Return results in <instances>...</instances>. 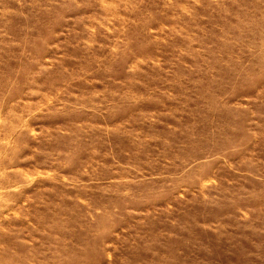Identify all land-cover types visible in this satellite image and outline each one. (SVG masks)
Wrapping results in <instances>:
<instances>
[{
  "label": "rangeland",
  "instance_id": "374dc122",
  "mask_svg": "<svg viewBox=\"0 0 264 264\" xmlns=\"http://www.w3.org/2000/svg\"><path fill=\"white\" fill-rule=\"evenodd\" d=\"M0 264H264V0H0Z\"/></svg>",
  "mask_w": 264,
  "mask_h": 264
}]
</instances>
